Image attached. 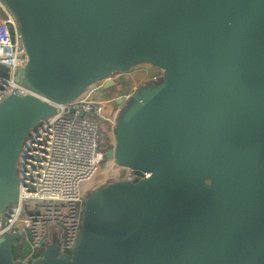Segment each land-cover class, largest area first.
Instances as JSON below:
<instances>
[{"label":"water","instance_id":"obj_1","mask_svg":"<svg viewBox=\"0 0 264 264\" xmlns=\"http://www.w3.org/2000/svg\"><path fill=\"white\" fill-rule=\"evenodd\" d=\"M1 1L27 55L17 81L45 100L0 104V216L55 105L140 65L163 72L118 100L106 158L134 178L88 192L71 253L52 232L31 264H264V0ZM21 238L3 235L0 264H21Z\"/></svg>","mask_w":264,"mask_h":264},{"label":"built area","instance_id":"obj_2","mask_svg":"<svg viewBox=\"0 0 264 264\" xmlns=\"http://www.w3.org/2000/svg\"><path fill=\"white\" fill-rule=\"evenodd\" d=\"M5 13L0 19V104L10 96L45 100L17 81L27 55L16 19L6 8ZM156 69L150 81L162 77V70ZM118 74L108 80L114 84L125 81L126 73ZM106 83L94 85L68 105H55L56 115L43 121L24 143L18 162V200L0 216V239L6 233H19L22 238L17 243L28 247L27 255L17 261L21 264L40 258V251L51 242L52 227L58 232L61 254H70L76 245L90 189L87 185L100 172L106 157L99 134L104 124L115 126L120 108L118 97H104ZM132 93L125 95V100ZM118 168L120 180L134 178L130 169Z\"/></svg>","mask_w":264,"mask_h":264},{"label":"rangeland","instance_id":"obj_3","mask_svg":"<svg viewBox=\"0 0 264 264\" xmlns=\"http://www.w3.org/2000/svg\"><path fill=\"white\" fill-rule=\"evenodd\" d=\"M155 72H157V69L150 65L137 66L136 68L127 72L124 75V80L128 84H126V86L120 85L118 86L117 89L122 92L125 90H127V92L129 93L134 92L138 88L143 86L146 82H149L150 81L149 79L152 77V75L155 74ZM115 78L118 79L119 77L116 76ZM125 81L120 80L119 84ZM93 87L94 85L89 87L85 94H87ZM120 110L121 108H118L117 113H119ZM114 128L115 126L113 127L110 124L103 125V132L100 131L99 134V143L103 148H107L110 144L114 146L115 144ZM120 175H121L120 170L117 167V165L113 161L105 157L100 172L97 173L95 178L90 182V185H87L90 188L89 192L97 190L107 184L120 180ZM52 230L54 233H56L55 227H52Z\"/></svg>","mask_w":264,"mask_h":264},{"label":"trees","instance_id":"obj_4","mask_svg":"<svg viewBox=\"0 0 264 264\" xmlns=\"http://www.w3.org/2000/svg\"><path fill=\"white\" fill-rule=\"evenodd\" d=\"M6 17V15L4 14V12L2 11V9L0 8V18H4ZM108 92V96L111 98L114 97H118V96H122V95H128L129 92H127V90L125 91H120L117 88H113L107 91ZM101 132H103V128L101 130ZM108 140V139H107ZM109 144V142H108ZM113 145L110 144L107 148H103L101 145L100 147L102 148V150L105 152L111 148ZM28 253V247L25 243H17L14 246V250H13V256H14V260L18 261V260H22Z\"/></svg>","mask_w":264,"mask_h":264},{"label":"flooded vegetation","instance_id":"obj_5","mask_svg":"<svg viewBox=\"0 0 264 264\" xmlns=\"http://www.w3.org/2000/svg\"><path fill=\"white\" fill-rule=\"evenodd\" d=\"M118 75H119V74H118ZM146 83H147V82H146ZM126 84H128V83H127V82H121L120 84L117 83V84H115V86H113L112 88H109V89H107V90H106L105 87H104V91H108V90L113 89V88H118V86H120V85H122V86H126ZM103 95H104L105 98L109 97V96H108V92H106V93L103 92ZM124 96H125V95L118 96V98H117V100H116V105H117L118 107H120V108H121V105H118V100H119V99H125ZM119 97H121V98H119Z\"/></svg>","mask_w":264,"mask_h":264},{"label":"crops","instance_id":"obj_6","mask_svg":"<svg viewBox=\"0 0 264 264\" xmlns=\"http://www.w3.org/2000/svg\"><path fill=\"white\" fill-rule=\"evenodd\" d=\"M0 8L2 9V11L4 12V14L6 15V13H5V6L3 5V3H2V1L0 0ZM1 19V18H0ZM103 92H107V91H104V89H103Z\"/></svg>","mask_w":264,"mask_h":264}]
</instances>
